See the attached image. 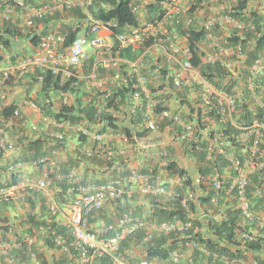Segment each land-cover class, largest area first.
Returning <instances> with one entry per match:
<instances>
[{"label": "built area", "instance_id": "2783aa9c", "mask_svg": "<svg viewBox=\"0 0 264 264\" xmlns=\"http://www.w3.org/2000/svg\"><path fill=\"white\" fill-rule=\"evenodd\" d=\"M139 2H134L133 12L140 10L142 1ZM90 3L91 0H50L49 4L36 7L24 0H0V16L8 22H14L13 16H19L30 27L34 25L35 19H42L48 12L87 6ZM169 3L175 5L176 0H170ZM173 8L177 11L175 6ZM217 23L236 30L252 29L253 26L231 16L212 17L202 24L205 30L210 31L206 33L205 39L211 45L202 62L213 63L220 60L232 69L243 58L241 44L226 46L221 43L220 39L227 34L213 36L211 29ZM87 26L90 35L75 38L68 47H63L64 34L51 31L40 36L38 44L27 56L0 66V102L3 103L2 90L9 80L32 83L34 95L25 98L23 105H27L38 116V121H28L17 106L6 117L2 114L0 105V149L4 157L0 165L4 167L7 178L19 173L14 182L0 185V203L23 207L20 217L9 220L6 229L0 232V264H264V178L250 192L247 190L249 177L264 170V148L261 149L264 141V114L262 119L252 117L246 123L242 120L244 113L240 106L239 90L236 87L231 90L216 87L205 80L201 81L199 95L204 128L193 122H185L166 109L154 112L159 101L148 86L150 72L140 68L142 55L134 61L117 56L104 58L100 49L104 45V38L99 33L101 30L111 32L115 22L90 18ZM154 28L155 25L148 22L142 27L131 29L128 34L116 35L120 43L119 49L140 44ZM86 47L92 49L94 60ZM172 50L176 52L177 48ZM162 51L167 64L179 63L172 76L175 86L184 85L189 72L199 75L188 59L187 45L180 50V60L164 47ZM123 62L128 75H133L136 83L125 107L128 113L141 112L142 129L155 130L165 121L166 127L170 128L171 120L177 122L181 125L183 140L195 138L199 132L201 138L206 139V157L210 159L214 153H218L226 163V167H211V172L202 181L204 190L193 193L189 188L186 189L185 195L180 198L181 205L190 213L189 203L192 201L197 210L194 214L190 213L191 219L184 222L178 219L156 222L131 212H121L110 222L99 223L97 213L111 207L123 192L122 188L116 181L93 186L74 185V181L81 176V169L72 167L63 170L61 167V162L67 157H60L67 147V139L78 138L80 134L86 137V141H97L104 155L122 154L124 150L115 149L113 142L107 141L106 138L114 135L112 133L92 130L87 122L74 123L69 119H57L51 114H45V110L56 112L61 105H74L76 98L73 93L60 89L44 92L43 74L50 72L54 77L58 76L60 84L74 78L72 84L77 87L79 81L86 79L88 89L95 91L100 90L99 87L107 80L106 76H101L100 69L115 70L111 78L118 81L117 86L127 83L128 76H122L117 68ZM248 73L247 108L251 111L260 108L264 113V52L249 65ZM256 74H262L257 85L253 82ZM33 79L35 82H32ZM108 94L109 91L105 97ZM120 104L115 100L114 103H104L101 109L120 118L126 115ZM115 105L120 107L117 109ZM99 112L101 111L98 109L96 113ZM220 126L222 129L231 127L239 131L235 135L231 133V137L234 143L244 146L249 144L246 156L241 159L233 151V146L229 145L230 141L228 144L219 142L217 131ZM215 129L217 130L214 131ZM210 133L211 137L208 136ZM38 138L44 140L47 146L57 145L65 140L66 147L62 150L54 148L49 155H38L27 162L14 160L18 153L17 139ZM226 146L232 150H227ZM81 152L87 157L94 154L87 146ZM98 153L102 155L101 152ZM61 182L67 183L66 190L60 186ZM173 182L175 186L143 184L139 191L141 195L169 200L179 196L176 187L181 182L179 179ZM59 192H62L60 198L63 199L64 207L57 196ZM127 194L130 195V192ZM249 194L261 196V209L251 206ZM200 196L208 198L200 202L197 200ZM41 202L44 203L43 206H40ZM32 203L36 205V210L31 209ZM230 214L239 216L233 225L229 223L230 238L216 240L214 234L210 235L203 229L202 226L208 221L213 224L227 221ZM29 216H34L35 222L28 221ZM196 233H200V239ZM174 235H179V241L168 251L166 257L149 256L148 249L155 246V240L164 236L167 237L166 241H170ZM124 241H128L127 245H124ZM249 244H258L259 249L252 251Z\"/></svg>", "mask_w": 264, "mask_h": 264}, {"label": "trees", "instance_id": "16d2710c", "mask_svg": "<svg viewBox=\"0 0 264 264\" xmlns=\"http://www.w3.org/2000/svg\"><path fill=\"white\" fill-rule=\"evenodd\" d=\"M134 0H91V3L86 6V10H88L92 19H98L102 21H114L115 26H113V31L110 36L114 39V34L120 33L122 31H126V29L131 27H136L139 25L140 20L138 16L132 11V4ZM164 0H152L150 3L145 5L147 20L152 23H158L163 20L165 16V5L162 3ZM207 4L206 0H192V5L190 7V11L196 10L198 7L205 6ZM68 13V17L70 19L76 20L78 22L88 20L87 13L79 6L70 7L65 10ZM224 15H229L233 19L237 21H245L250 23L253 28L246 29L238 32L237 30H232L230 34H228L223 39H220L221 43H224L226 46H234L238 43L241 44V53L243 54V58L239 64L233 66L232 69H229L222 61L216 60L213 63H202L201 57L204 55L202 50V43L206 39V33L208 30L205 29H196L195 27L183 28L181 23H175L172 20V23L175 25L176 30L179 35L185 37V41L188 45L189 49V60L194 68L199 70L200 75L207 82L213 84L217 87H225L228 90L236 87L239 90L240 94V106L243 111L242 120L246 123L251 120L252 117H258L262 119L263 112L260 108H254L255 111L248 110V94L246 89V79L247 76L250 77L248 73V68L251 63L264 52V14L258 12L257 10H253L249 7V0H236L235 5L229 7L223 13ZM59 18V12L55 11L52 14H47L41 19L42 23V31L41 34H45L48 30L53 29V23L55 19ZM39 21H36V24ZM61 30L65 27V41L64 47L68 46L73 39H75L78 35L84 34L88 35L87 26L78 24H64L62 23ZM213 36H220L219 26L216 25L213 28ZM21 35V31L9 22H4L0 26V42L4 46L6 50L9 52L12 50L11 39L14 37H19ZM30 41L36 45L39 41V38L36 34L30 37ZM115 41V40H114ZM154 41L153 38H148L143 43L145 47L152 44ZM116 43V42H115ZM142 46L132 49V48H124L122 49L118 55L121 58L126 59H134L138 55L142 53ZM115 54V53H113ZM14 57L12 56V59ZM4 56L2 51H0V63L3 62ZM238 60V59H237ZM232 62V61H231ZM88 67V65H86ZM44 80L42 81V90L44 92L48 91H56L62 90L71 92L75 96V103L71 106L62 105L56 112H51L50 110H45V114H51L53 117L57 119H69L70 121L77 122H87L89 127L92 130H96L101 133H122L125 137L126 145H131L136 142L137 139L145 138L148 135L147 130L138 131L137 122L139 121V112L134 116L131 114L130 120L126 125L124 123L126 121H119L118 117L112 113H106L102 111V106L104 103H114L115 100L121 103L120 105L123 108L128 104L130 92L134 88V81L131 80L127 83L126 86L122 88L110 90L109 94L105 97L104 91H91L88 89V81L83 79L79 81V86H73L72 82L74 78H69L62 84H60L59 77H54L50 72H46L43 74ZM262 78V74L254 75L253 82L255 85L260 83ZM32 82H35L34 79ZM104 95V97L102 96ZM177 97L181 98L180 102H184L185 99L183 91L177 92ZM1 101V100H0ZM1 110L4 116H8L11 111L14 109L13 104H2ZM120 105L115 108H119ZM127 107V106H126ZM100 110L98 114L97 110ZM258 112V114H256ZM255 113V114H254ZM123 114V113H122ZM209 113L208 115H210ZM126 116V115H125ZM204 114H201L198 110L196 113V123L198 126L202 127V118ZM239 131L233 129L231 127H226L225 130H220L219 133L222 138H230V144L235 146L237 151L236 154H239L240 158L244 157L245 150L248 152V143L244 145H240L238 143H234V139L231 137L232 134H237ZM14 133V132H12ZM195 138L185 140L182 143V147L184 152L193 159L196 164V178H192L191 175L183 168H179V164L172 159V155L168 154L163 158V162L160 164H156L150 170L142 167L141 172L149 175L148 181H156L164 182V186H173V180L178 178L181 182V185L177 188L179 196L176 198L169 199L168 201L164 199H157L155 197H147L146 201L140 205L139 207H132L131 199L137 200L138 196H127L126 192H123L119 198H117L115 204L113 205L114 214L109 216L106 214L105 210H101L97 213L96 219L100 221L109 222L111 219H114L118 213L121 212H131L133 214H137L142 216L144 213L143 207L148 204L146 209L145 218L156 221L163 222L167 220L178 219L182 222L187 219H191L190 213L196 212V205L189 203L190 205V213L185 210V208L180 203V198L185 195V191L189 188L193 193L198 190H204L202 185V181L205 177L209 175L211 172V167H213V163L218 167H226V163H222V158L218 153H214L212 159H207L206 157V139L201 138V135L198 134ZM177 136V134H175ZM208 136H212L210 133ZM77 144L73 148L72 152L69 153L64 161L61 162V167L63 170L76 167L81 169V176L74 181V185H90L93 186L97 183L107 182V181H116L121 185V187L125 190L127 189H135V184L133 180H129L132 176L131 169L128 167V159L121 155L115 154L112 156L104 155L102 152V148L99 147L97 141H86V137L84 135H79L76 138ZM89 147L94 154L90 157H87L84 153L81 152L83 147ZM66 141L64 140L62 143H58L57 145H48L44 140L40 138L35 140H22L17 139V154L14 160L27 162L31 158H35L40 155H49L52 153L54 148L65 149ZM261 148H264V141L261 143ZM118 149V148H115ZM98 152H101L102 155H99ZM242 153H244L242 155ZM2 156V150L0 149V160ZM215 157V158H214ZM4 167L0 165V185L3 186L5 184H9L18 179V172L12 173L9 178L4 172ZM81 178V179H80ZM264 178V170L258 171L251 175L249 180L248 191L252 190L254 185H259L261 180ZM198 182L195 183V182ZM63 190H66L68 187L67 183H60ZM73 184V183H71ZM198 188V189H197ZM198 201H206L207 197L200 196L197 198ZM5 205V204H4ZM1 205V206H4ZM251 206L254 209L262 208V198L260 195L253 196L251 200ZM33 217L30 219L33 221ZM237 217L230 216L228 222L233 225L235 223ZM197 221H194V224ZM8 218L6 216L0 218V230H5L7 227ZM206 232L210 235H213L214 239L221 240L230 238V227L228 223L223 221L221 225L212 224L211 222H207L205 224ZM223 231L225 233H223ZM187 234V233H185ZM198 238L200 239V233H196ZM179 235L171 236L172 239L170 241H166L167 237H161V239H157L154 242L153 247L148 249V254L150 257H160L164 258L167 256L168 251L173 249L177 242ZM170 237V236H169ZM174 237V238H173ZM181 239V238H180ZM128 241H124V245H127ZM165 244V246H162ZM250 249H255L257 246L254 244L248 245Z\"/></svg>", "mask_w": 264, "mask_h": 264}, {"label": "clouds", "instance_id": "9594fccd", "mask_svg": "<svg viewBox=\"0 0 264 264\" xmlns=\"http://www.w3.org/2000/svg\"><path fill=\"white\" fill-rule=\"evenodd\" d=\"M11 1H14V0H11ZM25 2H27V3H29V4H31V5H33V6H36V7H40V6H43V5H45V4H49L50 3V0H41L40 1V3L39 4H36V3H34V1L33 0H24ZM140 0H136V1H133V4H134V2H139ZM142 1V6H141V8H140V10L139 11H137V12H134L137 16H138V18H139V20H140V23H139V25L138 26H136V27H131V28H128V29H126V31H122V32H120L121 34H128L129 32H130V30L131 29H133V28H137V27H142V26H144L146 23H148V22H151V21H149V20H147V14H146V9H145V5L146 4H148V3H150L152 0H141ZM179 0H176V3H175V5H173V4H171V3H169L170 2V0H164L162 3L165 5V9H166V11H165V16H164V18H163V20L162 21H160V22H158V23H153L154 25H155V28H154V30L148 35V37L146 38V39H144L140 44H138V45H136V46H128V47H123V48H121V49H119V47H120V43H119V41H118V39L116 38V35H118V34H120V33H116V34H114V39L110 36V34H108V33H112V31H113V29H112V31L111 32H108V31H106V30H101L100 31V35L104 38V45L100 48L101 50H102V52H103V57L104 58H115L116 56L117 57H119V58H121L119 55H118V53L122 50V49H124V48H132V49H135V48H137V47H139L140 45L142 46V48H143V50H142V53L140 54V55H138L137 57H139V56H141L142 55V60L143 61H141V66H140V68H141V70H143V71H146V70H148L149 72H150V74H151V79H150V81H149V83H148V86H149V88H150V90H151V92H152V94L154 95V97L156 98V99H158V101H159V104L155 107V109H154V112H159V111H161V110H163V109H166V110H168L170 113H172V115H177L178 117H180L183 121H185V122H193V123H195L196 125H197V123H196V113H197V111L199 110L200 111V113L202 114V109H201V107H200V88H201V81L202 80H205V79H203V77L200 75V73H199V70L198 69H196V68H194L193 66V68L199 73V75H195L193 72H189V73H187V76H188V80L189 81H187V79H186V81H185V83H184V85H182V86H180V87H177V86H175L174 84H173V71L176 69V68H178V66H179V63L178 62H172L171 64H167L166 63V59H165V57H164V54H163V51H162V47H164L165 49H167L170 53H172L178 60H180L181 59V51L180 50H182V47L184 46V45H187V43H186V41H185V37L184 36H181V35H179V33H178V31L176 30V27H175V25L172 23V20H174L175 21V23H181V25H182V27L183 28H189V27H195L196 29H204L203 27H202V24L207 20V19H209V18H206V19H204V20H202V18H201V16H200V14H201V11H199V10H201V9H204V6H201V7H198L196 10H193V11H190V7H191V5H192V0H190V5H189V7H188V9L186 10L187 11V14H188V17H187V20L189 19V18H191L192 16H194L195 14H198L197 15V19H195V22L193 23V24H191V25H188L187 24V22H181L180 21V19H179V13L181 12V9L179 8V7H177V2H178ZM207 1V4L205 5V7L206 6H208V9L211 11L212 9H214V11H216V12H219L218 14V16H215L214 18H219V17H224V16H229V15H224L223 13L225 12V10L226 9H228L229 7H231V6H233V5H235V3H236V0H231V2H229V4H218L216 7H212L211 8V3H209V0H206ZM222 1V0H221ZM233 1V2H232ZM140 3V2H139ZM133 4H132V7H133ZM255 5V3H252V4H250V0H249V7L251 8V9H253V10H257L258 12H260V13H262V14H264L263 12H261V11H259L258 9H256V8H254L253 6ZM258 5H260V4H258ZM176 7L177 8V11H174V8L173 7ZM73 7H75V6H73ZM79 7H81L83 10L84 9H86V6H79ZM72 8V7H71ZM169 8H170V10H172V12L169 14ZM66 9H64V10H62V11H57V12H59V13H62V12H64ZM143 10V12H141ZM56 11V10H55ZM55 11H53V12H55ZM85 11V10H84ZM133 11V10H132ZM53 12H51V13H46L44 16H46L47 14H52ZM86 13H87V17H88V20H84V21H81V22H78V21H76V20H74V22L72 23V24H75V25H78V24H81V25H84V26H87V24H88V21H89V19L91 18V16H90V14H89V12H88V10H86ZM140 14H142V15H140ZM43 16V17H44ZM19 17V16H18ZM42 17V18H43ZM171 17V18H170ZM19 18H21V17H19ZM0 19L3 21V23L4 22H8V21H5V20H3L2 18H1V16H0ZM177 19H178V21H177ZM39 21L37 24H36V21ZM73 20V19H72ZM186 20V21H187ZM41 21V19H35V21H34V25L33 26H27L24 22V25L26 26V27H29V28H36L37 26H40L39 27V29H37L36 30V32H34L33 34H32V36L34 35V34H36L37 36H38V38L40 39V36H42V35H45V34H47V33H49V32H60V33H62V34H64V35H66V33H65V27H63V30H61V25H63L62 24V22L61 21H59L58 19H55L54 20V23H53V29H50V30H48V32L47 33H45V34H41V31H42V23L40 22ZM245 22V21H244ZM9 23H11V24H13L14 26H16L19 30H20V27H19V24H17L16 22H15V19H14V22H9ZM152 23V22H151ZM66 25V24H65ZM216 25H218L219 26V29L222 31V32H220V33H226L227 35L228 34H230V32L232 31V30H234V29H230L227 25V27H228V30L226 29V26H224V25H220L219 23H217ZM215 25V26H216ZM161 26H163L164 27V29H163V31H161V32H159L158 31V28H160ZM214 26V27H215ZM213 27V28H214ZM211 29V31H212V33H214L213 32V30L214 29ZM236 30V29H235ZM246 30V29H245ZM87 31H88V35H84V34H81V35H78L77 37H79V36H89L90 35V32H89V29H88V26H87ZM102 31H104V32H102ZM238 32H240V31H242V30H237ZM244 31V30H243ZM207 32H210L209 30L207 31ZM32 36H30V37H32ZM76 37V38H77ZM14 38H16V37H14ZM14 38H12L11 39V45H12V49H13V44L15 43V40H14ZM148 38H153L154 39V41H153V43L152 44H150L149 46H147V47H145L144 46V42H145V40H147ZM74 40V39H73ZM115 40V41H114ZM29 41H30V38H29ZM65 41V40H64ZM39 42V41H38ZM116 42V43H115ZM183 42V43H182ZM72 43V42H71ZM70 43V44H71ZM38 44V43H37ZM36 44V45H37ZM64 44V43H63ZM69 44V45H70ZM36 45H34V43H32L31 41H30V43H29V46H28V50H27V52L28 53H26V55L25 56H27L30 52H31V50H33V48H35L36 47ZM203 45H206V50L205 49H203V47H202V50H203V52H204V55L203 56H205L206 54H208L209 53V50H210V47H211V45H210V43L207 41V40H205V41H203V43H202V46ZM63 47H64V45H63ZM66 47H68V46H66ZM187 47H188V45H187ZM2 48H4V46L1 44V42H0V51H4V50H1ZM173 48H177V51L176 52H174L172 49ZM5 49V48H4ZM119 49V51L117 52V50ZM6 50V49H5ZM86 50H87V52L88 53H90L92 56H91V59L92 60H94V56H93V51H92V49L91 48H89V47H86ZM189 50V49H188ZM12 51V50H11ZM10 51V52H11ZM9 52V51H8ZM117 52V53H116ZM113 53H115V54H113ZM4 56V55H3ZM14 58L12 59V58H8V60L7 61H5L4 59H3V62H1L0 63V66H3V65H5V64H8L9 62H13V61H16V60H19V59H21V58H19V59H17V58H15V54L14 55H12ZM203 56L201 57V62H202V58H203ZM136 57V58H137ZM23 58V57H22ZM136 58H134V59H126V58H121V59H123V60H127V61H134V60H136ZM188 59H189V56H188ZM191 62V61H190ZM202 63H204V62H202ZM206 63V62H205ZM192 65V64H191ZM117 68L118 69H120V71H121V74H122V76H128V79H127V83L129 82V81H131V80H133L134 81V88H133V90L135 89V87H136V83H135V78H134V76L133 75H128V69H127V67H126V64L123 62V63H120L119 65H117ZM100 72H101V76L103 77V76H106L107 77V80H104V82H103V85L101 86V87H99L100 88V90L99 91H104L105 92V95H106V92L107 91H109L110 92V90H114V89H116V88H118V89H120V88H122L123 86H126L127 85V83H122V85H120V86H117V80H114L113 78H111L112 76H111V74H114V72H115V70H110V71H104V70H102V69H100ZM206 81V80H205ZM217 87V86H216ZM13 88V89H12ZM17 88H19V89H17ZM7 89H11V92L12 91H16V90H19V91H21L22 93H23V96H21V97H19L20 99H22V103L21 104H18V103H13V102H11V103H8V104H13L14 105V108L15 107H19L20 108V106L23 104V101H24V99L25 98H27V97H30V96H32V95H34V89H33V87H32V83H29V82H22V81H18V82H14L13 80H9L7 83H6V85L4 86V88H3V90H2V92L4 93V99H3V101L5 102V100L7 99V94H6V91H9V90H7ZM132 90V91H133ZM131 91V92H132ZM178 91H183V93H184V97L182 98V100L183 99H185L184 100V102H180L181 101V98L180 97H177V92ZM10 92V93H11ZM130 92V93H131ZM195 93L194 95V97L191 99V100H189V93ZM175 96L176 97V99H179V102H180V104L182 105V104H184L187 108H188V111L185 113H182V112H173V110H171V108L165 103V98H166V96ZM103 97H104V95H102ZM2 103V104H5V103ZM8 104H5V105H8ZM27 106V105H26ZM62 106V105H61ZM124 109V112L126 113V116H125V114L123 115V116H121L118 120L119 121H126L125 123H124V125H126L127 123H128V121L130 120V117H129V115L131 116V114L132 113H128V110L126 109V107H124L123 108ZM22 112V111H21ZM139 112V121L137 122V124H138V126H137V130L138 131H143V130H147L149 133H148V135L152 132V131H160L161 129L163 130V131H166V132H168V133H170V134H172L173 135V139H171L172 141L173 140H177L179 143H180V147L183 149V147H182V143L185 141V140H187V139H185V140H183L182 138H181V133H182V128H181V125L180 124H177V122H173L172 120H171V122L169 123L170 124V128H167L166 127V121L165 122H162V123H160L159 124V126H158V128H156L155 130H148V129H142L141 127H140V114H141V112L140 111H137L136 113H138ZM136 113H134V114H132L133 116L136 114ZM36 115V113H34L33 111H31V113H29L28 115H29V117H27L26 116V114H24L23 113V115H24V117L29 121V118L31 117V116H33V115ZM209 114V113H208ZM31 115V116H30ZM37 116V115H36ZM37 118H38V116H37ZM202 120H204V117L202 118ZM32 122H34L33 120H31ZM38 121V120H37ZM168 123V122H167ZM204 124V123H203ZM203 128L205 127V125H203L202 126ZM222 126H220L219 128H218V131H217V133L220 135V133H219V131L220 130H222V128H221ZM217 129H215L214 131H216ZM223 130H225V129H223ZM160 133V132H159ZM112 134H114V133H112ZM175 134H177V136H175ZM115 135H122V137H121V139H123V141H125V137L123 136V134L122 133H118V134H114V136ZM148 135L145 137V138H141V139H137L136 140V142H138V141H142V142H144V140H146L147 139V137H148ZM120 137V136H119ZM229 138H226V139H224V138H222L221 136H219V142L220 141H224L225 143H229V140H228ZM77 143V142H76ZM229 145H231L230 143H229ZM232 146V145H231ZM115 148H118V149H123V148H120V147H117V146H114ZM226 148H227V150H230L231 148H229V146H226ZM262 149V148H261ZM124 150V153H122L121 155H123V156H125L126 157V151H125V149H123ZM232 150V149H231ZM233 151L235 152V153H237V151H236V149H235V146H233ZM163 152H165V154H163ZM169 153H168V150L167 149H163L162 150V152H161V156H162V158H164V157H166L167 155H168ZM244 153H242V155H243ZM246 154H247V152H246V150H245V155L244 156H246ZM216 156V155H215ZM221 158H222V156L221 155H219ZM212 158H213V156H212ZM212 158H210V159H212ZM215 158V157H214ZM208 159V158H207ZM222 160V159H221ZM2 161H4V157H3V152H2V156H1V160H0V163L2 162ZM224 161L222 160V163H223ZM217 165V164H216ZM214 163H213V167L214 166H216ZM216 167H218V166H216ZM196 169V168H195ZM131 172H132V176L129 178V180H133L134 178L136 179L138 176H140V177H142V181H141V183H139V185H138V187H137V190L135 191V189H133V190H131V189H127V190H125L124 191V189L121 187V185L118 183V185H119V187L120 188H122V190H123V192H126V194H127V192H130V195H128L127 194V196H129V197H131V196H138V198H137V200H133V199H131V203H132V207H139L140 205H142L143 203H144V200H146L147 199V197H155V196H152V195H141L140 194V191H139V189H140V187L143 185V184H162L163 186H164V182H160L159 180H156V181H148V179H149V175L148 174H144V173H142V172H140V173H137V172H135L134 170H131ZM196 172H197V169L195 170V175H191V177L192 178H196ZM138 174H140V175H138ZM175 179H178V178H175ZM249 180H250V177H249ZM174 181V180H173ZM108 182V181H107ZM102 183H104V182H102ZM195 183H197L198 184V182L196 181ZM98 184V183H97ZM171 185H176L174 182L173 183H171ZM249 186V185H248ZM179 187V186H178ZM198 189V188H197ZM247 190H248V187H247ZM122 192V193H123ZM250 192V191H249ZM121 193V194H122ZM62 194V192H59L58 194H57V196L60 198V195ZM250 195V198H251V200L253 199V196H255V195H251V194H249ZM121 196V195H120ZM119 196V197H120ZM118 197V198H119ZM205 197H207V196H205ZM155 198H157V199H164V200H166V201H168V199H165V198H163V197H155ZM208 198V197H207ZM60 200H61V198H60ZM117 200V199H116ZM116 200H115V202H116ZM63 199L60 201V204H61V206L62 207H64V205H63ZM62 202V203H61ZM115 202L113 203V205L115 204ZM8 205V208L9 207H11V206H13V207H16V208H18V207H20V206H16V205H12V204H9V203H0V208H4L5 207V205ZM1 205H4V206H1ZM44 205V203L43 202H41L40 203V206H43ZM113 205H111V207H106V208H104L103 210H105L106 211V214L109 216V214H111V215H113L114 214V210H113ZM32 207H31V209H35L36 210V205H34L33 203H32V205H31ZM19 210H18V212L16 213V214H13L12 216H10V215H6V213H8L9 212V210H6V213H0V218H2L3 219V217L4 216H6L7 218H8V221L9 220H12V219H15V218H19L20 217V213L21 212H23V207L20 209V208H18ZM146 209H147V205L145 204V206L143 207V210H144V213H143V215L142 216H144V215H146ZM38 210V209H37ZM10 213H11V211H10ZM36 213V212H35ZM230 216H236V214H230ZM31 217H33V216H29V218H28V221H32L30 218ZM237 217V216H236ZM239 218V216L237 217V219ZM236 219V221H238ZM112 220V219H111ZM33 221L35 222V220H34V218H33ZM32 221V222H33ZM235 221V222H236ZM102 222H106L105 220L103 221H100L99 220V223H102ZM110 222V221H109ZM226 223H228V225H229V222H228V220L227 221H225ZM212 223V222H211ZM223 223V221L220 223V224H216V225H221ZM213 224V223H212ZM231 224V223H230ZM234 224V223H233ZM203 227V229L205 228V225H203L202 226ZM3 230H0V232H2ZM254 245H256L257 247L255 248V249H251L252 251L253 250H258L259 249V246H258V244H254ZM249 247V246H248Z\"/></svg>", "mask_w": 264, "mask_h": 264}, {"label": "crops", "instance_id": "0c3cea01", "mask_svg": "<svg viewBox=\"0 0 264 264\" xmlns=\"http://www.w3.org/2000/svg\"><path fill=\"white\" fill-rule=\"evenodd\" d=\"M259 4L260 5L255 4L253 7L264 13V4H261V3H259ZM171 12H172V10H170V8H169V14ZM140 15H142V14H140ZM197 15L198 14H195L194 16L189 18L186 21L187 24L188 25L193 24L195 22V19L198 18ZM102 32H104V31H102ZM187 81H189V80L187 79ZM17 89H19V88H17ZM17 91L18 90L12 91L11 94L7 96V99L5 100V102L4 101L3 102L5 104L13 102V93H15ZM194 94L195 93H193V92L189 93V100H191L195 96ZM13 103L21 104L22 99L18 98V100L14 101ZM165 103L171 108V110H173V112H179V113L185 112L186 113L188 111V108L184 104L181 105L179 102V99H176V97L173 95L172 96H169V95L166 96ZM20 109H21L22 113L26 114V116L29 117L28 114L31 113V110L27 106L22 104L20 106ZM31 120L36 122L38 120V118L34 114L33 116H31L29 118V121H31ZM106 139L108 142L109 141L113 142L112 144L114 146L125 149L126 158L128 159V167L137 173L141 172L142 167L150 170L152 168L150 166L160 164L161 162H163L161 152L163 149H167L168 153L172 155V159L175 160L179 164V166H180L179 168H183L189 174L195 175L194 174L195 170H196L195 169L196 168L195 162L193 161L192 158H190L184 152V150L180 147V143L177 140L171 141V139H173L172 134L167 135L166 133H159L157 131H152L148 135L147 139L144 140V142L138 141V142H135L134 144H131V145H128V144L126 145V142L123 141V139H121V137H119L118 135H115V136L113 135V136H110ZM68 141H67L68 145H67L66 149L61 153V156H60L61 159H64L65 156H67L69 153H71L73 148L77 144L76 142L75 143L72 142V140H68ZM70 142H71V144H70ZM138 175H140V174H138ZM140 176H138L136 179L135 178L133 179V183L136 185L135 191L137 190L139 183H141V181H142V177H140ZM147 206H148V204H147ZM4 213H6V211H4ZM13 214H16V213H14V212L10 213V211L8 213H6L7 216L8 215L12 216Z\"/></svg>", "mask_w": 264, "mask_h": 264}, {"label": "rangeland", "instance_id": "374dc122", "mask_svg": "<svg viewBox=\"0 0 264 264\" xmlns=\"http://www.w3.org/2000/svg\"><path fill=\"white\" fill-rule=\"evenodd\" d=\"M33 1H34V3L39 4L41 0H33ZM229 2H231V0H222V1L221 0H209V3H211V5H212L211 8L212 7H216L218 4H229ZM252 3L264 4V0H250V4H252ZM189 5H190V0H179L177 2V7H179L181 9V12L179 13V19L183 23L186 22V20H187L188 14H187L186 10L188 9ZM84 10L86 12V9H84ZM199 11H201L200 16H201L202 20H204L206 18H212V17H215V16L219 15L218 14L219 12L214 11V9H212L210 11L208 9V6H206V7L204 6V9H201ZM141 12H143V10ZM13 18L15 19V22L17 24H19L21 35L19 37L14 38L15 43L13 44V49H12L11 52H8V50H5L4 48L1 49V50H4V51H2V54L4 55V60L5 61H7L8 58H12V55H14V54H15V58H17V59L25 57L26 53H28L27 50H28V46H29V43H30L29 38L40 27V26H37L36 28H29V27H26L24 25L22 18L15 17V16H13ZM58 20L61 21L64 24H72L74 22V20H72V19H70L68 17V13L66 11H64L62 13H59ZM2 24H3V21L0 19V26ZM224 26H226V25H224ZM61 27H62V25H61ZM163 29H164V27L161 26L160 28H158V31L161 32V31H163ZM226 29L228 30L227 26H226ZM202 47H203V49L206 50V45H203ZM7 90H9V91H6V94L10 95L11 94L10 93L11 89H7ZM21 96H23V93L21 91H19V90L17 92L13 93V101H17L18 98L21 97ZM158 132L166 133L167 135L170 134V133H168L166 131H163L162 129L160 131H158ZM68 140H72V142H74V143L77 142L76 141V137H69L67 139V141ZM70 144H71V142H70ZM67 145H68V143H67ZM18 208L21 209L22 207L20 206ZM18 208L13 207V206L8 208V205H5V207L3 209L0 208V213H3L6 210H9L11 212L17 213L18 212Z\"/></svg>", "mask_w": 264, "mask_h": 264}]
</instances>
